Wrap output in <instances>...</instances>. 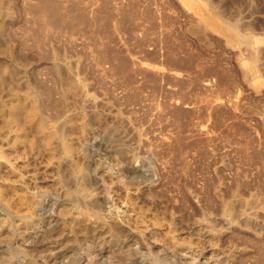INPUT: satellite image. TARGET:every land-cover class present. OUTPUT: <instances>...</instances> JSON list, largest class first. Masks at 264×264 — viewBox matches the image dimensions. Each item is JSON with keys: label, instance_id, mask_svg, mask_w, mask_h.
<instances>
[{"label": "rangeland", "instance_id": "374dc122", "mask_svg": "<svg viewBox=\"0 0 264 264\" xmlns=\"http://www.w3.org/2000/svg\"><path fill=\"white\" fill-rule=\"evenodd\" d=\"M0 264H264V0H0Z\"/></svg>", "mask_w": 264, "mask_h": 264}, {"label": "bare ground", "instance_id": "6f19581e", "mask_svg": "<svg viewBox=\"0 0 264 264\" xmlns=\"http://www.w3.org/2000/svg\"><path fill=\"white\" fill-rule=\"evenodd\" d=\"M215 13V12H214ZM212 23V22H211ZM67 121V120H66ZM60 129V127H59ZM48 137L50 140H54L56 141L57 145L56 147L59 149V143H61V136H60V133L56 130V131H52V132H49L48 134ZM66 151L68 150V148H65ZM69 151V150H68ZM76 171V170H75ZM82 191V190H81ZM13 211V210H12Z\"/></svg>", "mask_w": 264, "mask_h": 264}]
</instances>
